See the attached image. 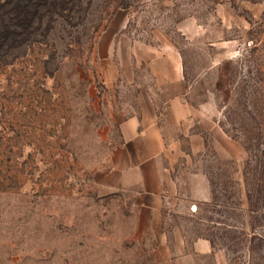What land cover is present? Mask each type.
I'll return each mask as SVG.
<instances>
[{
    "label": "rangeland",
    "instance_id": "374dc122",
    "mask_svg": "<svg viewBox=\"0 0 264 264\" xmlns=\"http://www.w3.org/2000/svg\"><path fill=\"white\" fill-rule=\"evenodd\" d=\"M174 51L182 85L156 79ZM262 71L264 0H0V264H161L134 194L105 182L142 89L168 141L176 264H264V146L220 157V124L264 125Z\"/></svg>",
    "mask_w": 264,
    "mask_h": 264
},
{
    "label": "crops",
    "instance_id": "0c3cea01",
    "mask_svg": "<svg viewBox=\"0 0 264 264\" xmlns=\"http://www.w3.org/2000/svg\"><path fill=\"white\" fill-rule=\"evenodd\" d=\"M167 64V72L156 73V79L176 84H185L184 63L180 53L171 52L160 57ZM184 86V85H183ZM186 90L182 95L187 94ZM181 94V93H180ZM168 111L178 114L179 120L192 119L193 107L189 104L172 103ZM162 112L153 92L142 89L138 95V106L134 114L121 126V141L111 150L110 166L105 173V182L113 190L131 192L143 212L144 221L152 225L158 239L156 256L161 264H176L178 253L170 246L168 236L163 230V158L168 141L161 123ZM220 157L230 161L243 158L240 143L231 138L220 124ZM212 243L207 238H199L195 243V252L212 253ZM183 252V251H182ZM181 252V254H182Z\"/></svg>",
    "mask_w": 264,
    "mask_h": 264
},
{
    "label": "trees",
    "instance_id": "16d2710c",
    "mask_svg": "<svg viewBox=\"0 0 264 264\" xmlns=\"http://www.w3.org/2000/svg\"><path fill=\"white\" fill-rule=\"evenodd\" d=\"M4 31V30H2ZM260 83L261 85L264 87V73L262 71V74H261V79H260ZM234 129L237 131L236 134H230V136L236 140V141H239L243 147L246 149V151L248 152L249 154V158L247 159L246 163L248 165H251V161L253 160V147H254V137H253V134L256 137V140L258 142V144H261L264 146V125H259V126H256V127H253V128H249V127H246L244 125H240V126H237V127H234ZM262 164V162H260V165ZM256 170H259V169H256ZM247 175V172H244V176ZM254 212V210H253Z\"/></svg>",
    "mask_w": 264,
    "mask_h": 264
}]
</instances>
